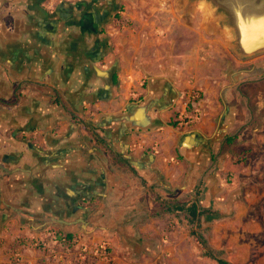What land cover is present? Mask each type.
I'll use <instances>...</instances> for the list:
<instances>
[{"label": "crops", "instance_id": "obj_1", "mask_svg": "<svg viewBox=\"0 0 264 264\" xmlns=\"http://www.w3.org/2000/svg\"><path fill=\"white\" fill-rule=\"evenodd\" d=\"M188 24L175 0H0V264H133L192 201L226 214L227 173L264 183V61Z\"/></svg>", "mask_w": 264, "mask_h": 264}, {"label": "rangeland", "instance_id": "obj_2", "mask_svg": "<svg viewBox=\"0 0 264 264\" xmlns=\"http://www.w3.org/2000/svg\"><path fill=\"white\" fill-rule=\"evenodd\" d=\"M193 16L203 17L202 8L196 9ZM188 25L187 31L191 34L195 26ZM250 60L252 65L260 64L264 61V54ZM254 156L255 154L250 153L249 158L254 159ZM241 159H238L239 163L242 162ZM226 181L228 184L225 183L222 192L225 205L231 199L229 213L215 219L206 227L204 220L207 216H201L198 224L185 211L173 213L167 221L164 235L156 241L155 247L148 251L149 254L141 258L130 255V262L133 264H220L217 259L223 258L234 264H264V194H261L264 183L259 185V189L255 188L256 192L259 190L256 195L252 187L246 194V186L239 181L234 183L231 173H227ZM239 206L244 208L241 214H239ZM214 224L218 227L217 236L211 231ZM210 231L211 237L208 239ZM194 232L206 237V246L200 243ZM146 259L150 263H146Z\"/></svg>", "mask_w": 264, "mask_h": 264}, {"label": "water", "instance_id": "obj_3", "mask_svg": "<svg viewBox=\"0 0 264 264\" xmlns=\"http://www.w3.org/2000/svg\"><path fill=\"white\" fill-rule=\"evenodd\" d=\"M175 5L189 24L201 7L203 26L221 33L238 59L264 54V0H175ZM226 206L229 213L231 199Z\"/></svg>", "mask_w": 264, "mask_h": 264}, {"label": "built area", "instance_id": "obj_4", "mask_svg": "<svg viewBox=\"0 0 264 264\" xmlns=\"http://www.w3.org/2000/svg\"><path fill=\"white\" fill-rule=\"evenodd\" d=\"M194 93H191L188 95V98L184 99L183 105L184 108L182 111L179 112L177 116L178 124L185 125L193 121V119L196 117V115L193 112H190L189 109V102L192 101V98L195 97ZM48 238V239H47ZM48 240H52L55 243L67 245L69 243L79 244L78 238H69L66 233L60 232L57 229H49L46 231L45 235L39 236L35 238L34 242L38 245L48 246ZM92 250L96 251L97 254H99L102 257H106L108 255V247L105 243H95L92 242ZM82 245V256L85 257V254L87 252H90V248L87 244H81Z\"/></svg>", "mask_w": 264, "mask_h": 264}, {"label": "trees", "instance_id": "obj_5", "mask_svg": "<svg viewBox=\"0 0 264 264\" xmlns=\"http://www.w3.org/2000/svg\"><path fill=\"white\" fill-rule=\"evenodd\" d=\"M192 103L189 102V108L191 107ZM198 200L196 201H192L191 205L189 206V216L193 219V221H195L196 219H198V224H199V220H200V217L202 214H204L205 212L209 211V209H201L200 211H198ZM194 234H196V232H194ZM67 236L69 238H72L71 237V233H67ZM201 237V240L206 243L205 239L200 235ZM211 253V252H210ZM212 254V253H211ZM218 262L220 264H234L233 262L229 261V260H226V259H223V258H218L217 259Z\"/></svg>", "mask_w": 264, "mask_h": 264}]
</instances>
